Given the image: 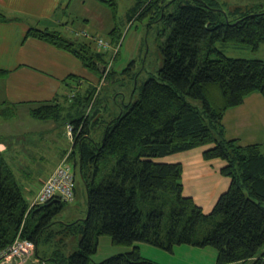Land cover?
Masks as SVG:
<instances>
[{"label":"trees","instance_id":"obj_1","mask_svg":"<svg viewBox=\"0 0 264 264\" xmlns=\"http://www.w3.org/2000/svg\"><path fill=\"white\" fill-rule=\"evenodd\" d=\"M97 1L117 18L118 0ZM129 10L131 25L149 18L151 26H162L159 51L164 65L140 92L135 89L128 103L117 106L120 114L102 119L94 111L90 122L85 111L100 90L91 84L63 103L57 97L30 111L34 119L72 126V147L62 153L61 162L66 159L75 176L80 171L86 182L85 170L95 169V181L87 182V217L57 221L63 206L73 204L59 197L46 204L28 203L26 194L36 199L54 172L42 179L38 173L21 171L10 150H0V249L21 236L36 244L39 259L41 241L48 245L52 234L59 241L78 234V251L67 258L55 253L43 261L90 264L100 238L110 236L113 245L131 250L95 264H159L141 255L142 243L168 252L176 246H210L218 252L217 264H264V143L245 145L243 139L229 138L224 123L226 112L242 106L247 97L259 93L264 98V59L231 58L217 47L235 43L260 50L264 9L237 7L228 13L217 0H135ZM0 21H7L2 12ZM110 34L121 38L116 26ZM26 36L71 53L100 79L108 81L116 74L109 67V52L99 51L97 36L71 40L57 30L37 27ZM109 43V49L115 46ZM9 73L0 69V77ZM74 79L63 81L66 90H73L69 87ZM192 99L201 101L203 108ZM16 113L14 105L0 109L6 119ZM96 123L105 126L100 140L91 134ZM205 146L212 147L205 149L204 160L224 161L220 173L230 179L208 213L194 197H184V165L161 160Z\"/></svg>","mask_w":264,"mask_h":264},{"label":"rangeland","instance_id":"obj_2","mask_svg":"<svg viewBox=\"0 0 264 264\" xmlns=\"http://www.w3.org/2000/svg\"><path fill=\"white\" fill-rule=\"evenodd\" d=\"M219 6H221L228 13L232 12V9L241 7V8H251L254 11L259 9H264V0H217ZM135 4V0H118V10L119 14L117 18L114 20L110 9L105 10V14L109 13V17L111 19L108 21L109 28L106 31L103 29H99L98 36L100 39H104L106 41L111 42V49L105 52H109V67L116 73L112 79L105 80L101 84L100 82L96 85V89H100L98 94L96 95V102H91V105L86 109V116L89 114L90 122H93L94 111H98V115L100 118L111 119L115 115L120 114V110H118L117 106L128 103L133 96V92L135 89L141 90V85L146 82V80L157 74V71L164 65L162 53L159 51V44L161 41L160 32L162 30V26L160 24L150 25L151 20L149 18H143L142 20L136 19L132 23L129 22L128 16L130 14L129 10ZM99 3L97 0H94L89 8L93 11V20L85 23L84 18L78 17V19L73 20L72 23H69L71 27H79L78 30H82V26H90L93 28L99 20V17L103 16L101 11H97ZM81 10V8L77 9ZM104 17V16H103ZM112 23V24H111ZM119 29V33L121 35L120 39H115L110 34V29L114 27ZM65 26L61 29L62 35L70 38L71 40H76L78 36L71 35L66 32ZM85 30V29H83ZM88 30V29H87ZM90 30L87 31L91 33ZM110 44V43H109ZM217 47L220 50H224L225 54L231 58H243V59H264V46L260 47L258 51H252L248 47H244L240 44H221L218 43ZM126 69H129L125 72ZM87 85H84V88ZM95 87V86H94ZM83 88V89H84ZM86 91V89H84ZM84 92V91H83ZM76 92L71 91L68 96L69 99H72L75 96ZM138 93L135 95V100ZM134 100V101H135ZM63 103V101H61ZM194 105L199 108L202 107V102L199 100H191ZM66 104V102H65ZM96 104V106H95ZM18 108V107H15ZM263 110L261 114H254L253 122H254V138H249L244 142L246 144L249 143H264V99H260L256 103V107L254 110ZM19 110V109H18ZM19 112V111H17ZM12 118V125L14 127V132L9 135L6 133L5 138H9V143L12 146L17 144L18 140L24 136H30L37 139L38 136V128L44 127L42 133L47 131L45 125L47 122L43 120L34 119L32 116L26 113L25 109H21L19 114H16ZM17 118H22L24 122L20 121ZM20 124V125H19ZM96 123L92 126L91 134L94 135L95 139H102V135L105 131V126L102 124ZM21 126L17 128V126ZM37 126V127H36ZM66 125L61 121V124L58 126V134L60 135V140L58 147L59 148H67V151L71 150L72 137L67 135ZM248 130L244 131V134H248ZM53 136L55 131H52ZM53 136H48V138H53ZM243 138H247L245 135L241 133ZM55 137V136H54ZM48 146H53L48 142ZM212 146H205L202 148H196L191 151H183L182 153L172 154L171 156H167L161 158L162 161L172 163L178 162L184 165V178H183V186L184 189V197L191 196L194 199H200V203L205 207V212H211L214 208L216 202H204L203 199L211 201V198H219L220 194L225 192L229 188L230 179L220 173V169L222 166H225V162L217 159L213 161L204 160L203 154L205 149L210 148ZM10 155V153H8ZM50 160L46 163L47 167L55 165V158L51 159L54 156V149L51 147L48 150L47 154ZM160 160V161H161ZM61 163V162H60ZM43 166V167H46ZM60 165V164H59ZM58 165V166H59ZM57 166V167H58ZM56 167V168H57ZM55 168V170H56ZM54 170V172H55ZM92 171L85 170V178L89 185H92L95 181L93 173H95V169H91ZM49 171L42 170L38 172V174L45 175V173ZM37 174V175H38ZM76 191L77 195L73 201V204H65L62 208V211L57 216L56 220L63 223L74 222V220H85L88 215L89 202H88V193L87 182L83 179L81 172L79 171L76 175ZM228 182L227 187H223L225 183ZM34 196V195H33ZM30 194H26L27 202H31L33 199ZM199 205V204H198ZM201 206V205H200ZM202 207V206H201ZM203 208V207H202ZM58 226H60L58 224ZM59 236L52 234V243L46 244L44 241H41L38 245L40 258L45 257L47 259H51L55 253L58 257L67 258L71 256L76 251L79 250V242L81 239L80 235L70 236L66 238L64 241L58 240ZM140 245V244H139ZM177 247V246H176ZM131 250L130 247L126 246H116L113 245L112 239L110 236H103L99 241V249L98 252L94 255H91L90 264H95L106 259L113 255L120 254V252H127ZM141 255L145 258L158 262L159 264H217V256L218 252L212 248H196L190 245L178 246L175 255L168 254L166 251L157 248L156 246H151L146 243H142ZM37 257V249L31 255L29 264H50L52 261L47 260L43 261V258L40 259V262L32 263L34 258ZM251 260H243L242 262H235L232 264H252ZM67 264V263H66Z\"/></svg>","mask_w":264,"mask_h":264},{"label":"crops","instance_id":"obj_3","mask_svg":"<svg viewBox=\"0 0 264 264\" xmlns=\"http://www.w3.org/2000/svg\"><path fill=\"white\" fill-rule=\"evenodd\" d=\"M93 1L0 0V12L7 16L6 22L0 21V69L10 72L9 75L0 77V109L6 105H14L18 107L16 109L19 111L16 114H19L21 109H25L26 113L31 116V109L37 107L39 102L52 101L57 97L62 101L68 96L71 90L64 88L63 81L69 76L75 77L69 87L74 92L84 91V85L96 86L99 82H102V79L89 72L80 59H77L71 53L36 38H27L26 36L32 27L61 32V29L67 26L66 32L79 36L80 39H83V33L95 36L99 34L101 28L103 31L108 30L110 27L107 28V25H109L108 21L111 16L109 17V13L105 14V10L108 9L99 1H97L99 3L97 11H101L104 17L100 16L98 23L93 28L84 25L81 28L82 30H78L79 27L69 26V23L78 19V17L84 18L85 23L94 19L92 17L93 11L89 8ZM79 8L81 10H77ZM90 30L93 31L89 33ZM260 99L264 98L259 93L251 95L247 97L242 106L226 112L224 123L229 138H240L243 139L242 141H249V138H254L255 125L252 119L254 114L259 115L263 111L260 109L254 110ZM17 119L20 120L19 123L22 121V118ZM44 122H47L45 136L42 133L44 127L36 126L39 136L37 139L24 136L18 140L15 146H12L8 141L9 138H5L7 137L6 133L10 135L14 132V127L11 126L12 118L6 119L0 116V150L2 152L10 150L9 156H13V159L16 157V163L20 166V169H18L21 171L34 173L42 170L49 171L45 175L40 174L38 176L43 177L42 179L48 178L54 172L63 159L61 157L62 153L69 148L58 147V142L61 139L58 134L59 124L53 120ZM19 125L17 128L21 127ZM246 129H249L248 134H244ZM51 130L55 131V137ZM241 133L247 138H243ZM48 136H53V138L47 139ZM48 142L50 144L52 142L53 146L47 147ZM243 143L248 145L245 142ZM51 147L54 149V156L51 158H55L56 163L53 166L43 167L49 160L47 154ZM34 165H39V169L37 170ZM228 185V182H226L223 187L225 188ZM217 199L211 198V201L203 199V201L216 202ZM34 200L33 198L30 203L32 204ZM195 201L203 208L205 207L200 203V199ZM139 246L141 250L142 244ZM177 248L178 246L174 248L173 252H166L175 255Z\"/></svg>","mask_w":264,"mask_h":264},{"label":"built area","instance_id":"obj_4","mask_svg":"<svg viewBox=\"0 0 264 264\" xmlns=\"http://www.w3.org/2000/svg\"><path fill=\"white\" fill-rule=\"evenodd\" d=\"M85 37L89 34L83 33ZM98 45L99 51H106L109 44L102 39L94 38ZM72 126L67 127V135L73 137ZM76 176L73 168L64 159L56 168L55 172L50 176L47 184L41 189L39 196L33 202V205L46 204L54 197L73 203L76 197ZM36 251L35 243L32 240L22 238L21 236L8 247L0 249V264H29L31 255ZM39 262L38 259L31 261Z\"/></svg>","mask_w":264,"mask_h":264},{"label":"clouds","instance_id":"obj_5","mask_svg":"<svg viewBox=\"0 0 264 264\" xmlns=\"http://www.w3.org/2000/svg\"><path fill=\"white\" fill-rule=\"evenodd\" d=\"M98 39H99V37H97ZM102 40H103V38H102ZM108 43V42H107ZM109 50V48L106 50V51H108ZM101 51V50H100ZM105 79H102V82H101V84L103 83V81H104ZM32 205H33V203H32ZM35 246H36V244H35ZM37 249V248H36ZM34 259H38L37 257L36 258H34ZM39 260V262H40V259H38ZM43 264V263H42Z\"/></svg>","mask_w":264,"mask_h":264}]
</instances>
